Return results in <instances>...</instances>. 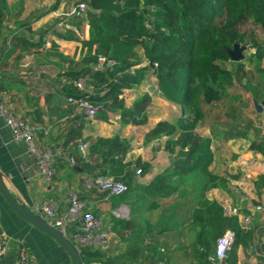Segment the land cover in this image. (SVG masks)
I'll return each mask as SVG.
<instances>
[{"label":"trees","instance_id":"obj_1","mask_svg":"<svg viewBox=\"0 0 264 264\" xmlns=\"http://www.w3.org/2000/svg\"><path fill=\"white\" fill-rule=\"evenodd\" d=\"M5 1L0 0V28L7 16ZM85 1L89 7L86 19L90 37L83 45L88 51L79 61L80 68L71 70L70 82L64 92L68 97L84 98L101 105L103 109L97 114L105 121H109L111 114H119L125 122L143 125L148 121L146 113L150 109L151 96L146 94L128 104L122 95L124 90L140 85L151 71L166 100L184 106L189 117L180 116L176 124L162 120L147 133L148 141L169 137L165 149L172 157V166L158 174L150 184L139 187L142 193L138 198L155 200L177 198L179 194L188 196L193 187L180 191L177 180L200 174L203 177L201 196L189 212L192 224L198 229L196 242L203 247V257L209 260L213 254L212 244L228 229L236 232L233 248L250 247L254 226L244 228L238 216L224 215V209L217 201L204 204L206 193L224 178L210 169L214 161L212 139L199 132L198 125L205 118V105L223 100L234 77L245 74V64L241 61L230 69L225 66L230 59L227 47L233 48L237 41L250 45L255 49L256 69L264 74V41L257 39L255 33L242 30L251 21L261 28L264 36V0ZM58 3L50 10H55ZM64 36L76 38L71 33ZM140 53L147 60L145 65ZM101 57L103 67L98 66ZM83 78L91 85L90 92L77 87L76 82ZM257 89L263 91L264 85ZM252 95L257 99L264 98V91L260 96L255 91ZM82 135L81 125L72 127L56 146H62L66 155L75 160L72 169L78 171L76 167H80L87 175H106L124 181L128 189L118 197L120 201L125 200L136 185L137 170L145 174L151 164L141 157L135 161L126 160L130 142L120 136L91 139L89 153L84 155L80 144L86 143L87 139ZM249 148L264 153L262 143L251 142ZM84 192L85 197L95 200L103 196L95 188H85ZM158 206L153 201V207ZM122 221L124 227L131 226L130 222ZM107 248H84L81 252L84 264H116ZM232 259L233 256L230 264H235Z\"/></svg>","mask_w":264,"mask_h":264},{"label":"crops","instance_id":"obj_2","mask_svg":"<svg viewBox=\"0 0 264 264\" xmlns=\"http://www.w3.org/2000/svg\"><path fill=\"white\" fill-rule=\"evenodd\" d=\"M62 2L55 10H50L54 0L5 1L7 16L0 28V101L38 126L36 140L41 146H56L72 127L81 125L82 138L87 139L86 143L98 137L120 136L128 139L130 150L126 160L135 161L141 157L138 153L140 144L137 147L134 145L138 135L147 134L163 119L148 117L146 124L134 125L123 121L119 114H111L109 121H105L98 114L89 117L74 103L68 102L64 89L70 82L71 70L80 68L79 61L88 51L83 41L90 37V26L87 19L74 22L71 17H66L64 14L70 5L65 7ZM70 33L76 38L64 36ZM102 63L100 61L98 66L103 67ZM144 92L153 96V92L147 88ZM158 94L163 96L160 91ZM130 95L129 101L126 100L128 104L141 98L140 91ZM163 99L166 100L164 96ZM162 138L169 139L167 136ZM88 153L89 148L84 155ZM258 153L246 151L238 158L243 164L242 160L248 157V183L243 182L244 191L240 195L245 203L249 199L255 204L261 199L262 193L254 195L257 187L253 182L256 173L264 172ZM141 158L144 160V157ZM167 158L170 159L168 155ZM63 160L56 163L53 179L46 181L35 156L27 151L23 142L13 137L0 115V172L14 196L24 206L33 209L36 203L49 200L63 211L69 205L70 193L76 191L87 202L88 208L104 215L106 223L111 225L112 242L107 251L116 264H213L202 255L203 247L196 242L198 229L192 224L189 212L201 196L202 180L191 177L177 180L180 191L193 187L188 196L179 194L177 198L155 200L150 197L138 198V194L142 193L139 187L150 184L158 174L170 168L172 157L160 166L151 164L145 174L136 172V185L127 193L126 199L120 201L117 196L109 203L103 201V196L96 200L85 197V178L88 175L80 167H76L78 171L72 169L71 164ZM210 169L220 175L215 173L214 163ZM227 184L231 185L224 178L223 182L210 189L204 204L217 201L222 205L224 215L231 217V208L238 203V199L236 201L233 195L229 196L230 190H224ZM260 190L264 188L258 186ZM153 201L159 206L153 207ZM244 202V211L252 213L253 205ZM123 205L127 207L129 215L116 216L111 212ZM255 217L250 247L232 248L224 264H230L232 256L235 264H264V223L258 214ZM122 220L130 222L131 226L124 227ZM1 231L6 232L11 241L0 264H18L20 245H25L39 264H72L68 254L53 238L19 217L0 193ZM215 248L216 241L212 244L213 253Z\"/></svg>","mask_w":264,"mask_h":264},{"label":"rangeland","instance_id":"obj_3","mask_svg":"<svg viewBox=\"0 0 264 264\" xmlns=\"http://www.w3.org/2000/svg\"><path fill=\"white\" fill-rule=\"evenodd\" d=\"M73 1L74 0H54V4L62 2L65 3V7H68L72 5ZM72 21H79V18H72ZM242 30L249 31V33L253 32L257 39L264 41L261 28L251 21L246 23L242 27ZM239 46L245 47L243 51L244 58L240 60L245 64V74L240 73L237 77H234L232 85L228 86L226 89L223 100L212 105H205V118L198 125V131L202 132L204 135H208L212 139L214 151L213 163L216 169L214 171L228 179L231 183V185L227 184V189L224 190H230V193H228L229 196L233 195L236 201L238 199V203L234 205V207H244V200H242L240 195H243L242 184L243 182L248 183L247 175L250 173V170H248L249 168H247L248 157L246 160H242L243 164L239 162L238 158L246 151H253L249 148L251 142H258L264 145V98L257 99L252 95V92L255 91L258 93V96H260L264 91L260 92L257 89L259 85H264V74L256 69L258 62L254 55L255 49L242 42H239ZM140 55L145 65L147 60L141 53ZM237 62L239 61L230 58L229 61L225 63V66L230 69ZM262 66H264V58L262 60ZM146 88L147 90H152L154 96L150 94L153 98H151L150 109L146 113L150 119L159 117L160 119H166L176 124L180 116L189 117V111L184 106L170 103L164 100L163 96L158 94L157 78L151 71L147 72V76L140 85L128 89L129 91L124 90L122 96L129 101L130 94H134L135 91H140L142 98L149 93L144 92ZM146 135L145 132L142 133V135H138V141L134 143V145H136L135 147L140 144L138 153H140L141 157H144V161L154 164L155 166H160V164L166 163V160H171L169 153L165 150L166 138L148 141ZM167 155L170 159L167 158ZM257 155L262 165H264V153L259 152ZM139 175H141V173ZM234 176L239 178H234ZM190 177L196 180H202L203 178L200 174H194ZM253 182L256 183L255 186L257 187L254 195L262 193L261 199H259L262 200L264 198V190L258 191V186L264 188V172L256 173ZM117 196L111 197L108 203ZM246 201L247 203H244L249 206L255 205L252 200L248 199Z\"/></svg>","mask_w":264,"mask_h":264},{"label":"built area","instance_id":"obj_4","mask_svg":"<svg viewBox=\"0 0 264 264\" xmlns=\"http://www.w3.org/2000/svg\"><path fill=\"white\" fill-rule=\"evenodd\" d=\"M88 3L85 0H74L69 10L64 14L66 17L86 18L88 13ZM101 61L104 59L101 57ZM157 64H155L156 66ZM77 87L86 92H90L91 85L87 79L83 78L76 82ZM152 91V90H150ZM68 102L74 103L79 109L84 110L89 117H94L103 107L99 104H92L84 98L68 97ZM0 115L3 117L6 125L10 128L13 137L17 141L25 144L29 153L33 154L37 160L40 173L46 179L51 181L56 173V163L60 159H66L71 165L75 164V160L66 155V151L62 146L44 147L37 140L36 135L38 126L28 120H25L16 114L5 103L0 101ZM88 143L80 144V148L84 154L88 150ZM141 170H137L140 174ZM85 187L87 189L95 188L103 193V201H109L111 197L121 195L128 189L127 184L122 180H117L112 176L88 175L85 178ZM33 211L46 219L53 226L62 231L76 246L81 253L88 246L106 249L112 242L111 225L106 223L104 215L96 213L88 208L87 202L81 198L76 191L70 193V202L65 210L60 211L59 208L51 201L44 200L34 205ZM111 212L116 216H127L128 210L124 205L114 208ZM233 216H238L240 223L244 228L253 225L255 214L259 215V219L264 223V198L253 205V212L246 213L244 207H232ZM236 240V232L228 229L223 235L216 240L215 252L209 256V260L213 264H224L228 253L232 250ZM11 238L9 235L0 232V259L8 252ZM264 243V239H263ZM18 264H39L32 256L29 249L25 245H20Z\"/></svg>","mask_w":264,"mask_h":264},{"label":"water","instance_id":"obj_5","mask_svg":"<svg viewBox=\"0 0 264 264\" xmlns=\"http://www.w3.org/2000/svg\"><path fill=\"white\" fill-rule=\"evenodd\" d=\"M227 53L229 58L240 61L244 58L243 51L244 46H239V41H237L233 48L227 47ZM0 193L5 199V201L10 205L14 212L21 217L23 220L38 228L42 232L53 238L68 254L71 259L72 264H84L81 253L78 251L76 246L72 241L58 228L49 223L42 216L37 214L33 209H29L20 203L14 196L8 185L6 184L2 174L0 172ZM97 264V263H93ZM262 264V263H260Z\"/></svg>","mask_w":264,"mask_h":264}]
</instances>
